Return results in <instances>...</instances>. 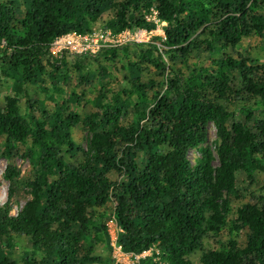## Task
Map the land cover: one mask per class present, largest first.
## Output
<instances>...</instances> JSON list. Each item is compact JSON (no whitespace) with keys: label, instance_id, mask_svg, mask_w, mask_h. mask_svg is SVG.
<instances>
[{"label":"trees","instance_id":"1","mask_svg":"<svg viewBox=\"0 0 264 264\" xmlns=\"http://www.w3.org/2000/svg\"><path fill=\"white\" fill-rule=\"evenodd\" d=\"M158 22L148 42L51 50ZM0 156L30 162L4 172L0 264H119L98 253L110 220L158 264H264V181L257 201L238 189L264 175V0H0Z\"/></svg>","mask_w":264,"mask_h":264},{"label":"rangeland","instance_id":"2","mask_svg":"<svg viewBox=\"0 0 264 264\" xmlns=\"http://www.w3.org/2000/svg\"><path fill=\"white\" fill-rule=\"evenodd\" d=\"M154 15L155 14L153 13L150 16V18L154 19ZM164 25L165 23L158 22L157 27L152 32L153 35L161 36L163 34ZM102 31L104 30H102L100 27H97L89 35L93 36V38H96V35L94 36V34L100 33ZM72 39L74 40L75 38L72 35L67 34V35L62 36L58 40H56L51 46L52 53L55 55H59L63 51H67L68 53H78L76 52L74 48H72V45H75L76 43H78V41H73ZM93 43H91V45ZM127 43H130V42H125L122 44H127ZM91 47L95 49V51H97L96 47L94 48V44ZM2 90L3 89H1V91ZM75 135L78 140H81L82 145L86 147L88 138L90 137L88 132L77 129L75 131ZM218 141H219V132L217 131L215 125L213 123H210L208 127V140L204 145H208L215 156V160L213 162L214 166L218 165V159H217V153H216V143ZM200 157H201V151L199 148H191L189 150L188 158L192 164H195L196 161ZM8 164H12L19 171V177H18L19 179L20 178L25 179L29 175V172H30V162L28 159L15 156L11 160H9L4 156H0V203H3L7 200L9 182L5 179L4 172ZM254 179H255L254 183H250V181L244 174L242 173L238 174V189L245 195L249 196L251 201H257L261 197L262 193H260V186L262 185V182L264 181V175L261 173H258ZM15 198H16L17 203L14 204L13 211L17 212V210L23 206L25 201L30 198V194L27 188L21 187L20 190L17 192ZM235 206L236 204L233 207ZM108 227H109V232L111 234V240H112L111 244L113 246V249L109 251L105 247H100L98 249V253L100 255L104 257L111 256L119 264H139V260L141 258L152 257L153 258L152 261L155 262V264H158L157 261L159 260V258L154 256L153 254L154 249L145 251L144 253L138 256H132L130 254L122 253L119 247L116 245V241H115L118 229L114 223V220L108 221ZM222 241H224V238L218 240L217 238L211 237L209 239V244L212 247H218L219 242H222Z\"/></svg>","mask_w":264,"mask_h":264},{"label":"built area","instance_id":"3","mask_svg":"<svg viewBox=\"0 0 264 264\" xmlns=\"http://www.w3.org/2000/svg\"><path fill=\"white\" fill-rule=\"evenodd\" d=\"M160 23H164V22H160ZM153 31L154 29L153 30L136 29V30H124L120 33L114 34L110 30H106L94 34V36L96 35V38H93V36L89 34L83 36L76 35L74 33H69V34L75 38L74 40L72 39L73 41H78V43L72 45V48H74L76 52L83 53L90 51L91 53L93 52L95 53L96 52L95 49L91 47L93 44H94V48L96 47V50H99L102 47L118 46L125 42H136V43L148 42L151 40L153 36L152 33ZM161 36H163V34ZM91 43L93 44L91 45ZM132 256H138V255H132Z\"/></svg>","mask_w":264,"mask_h":264}]
</instances>
